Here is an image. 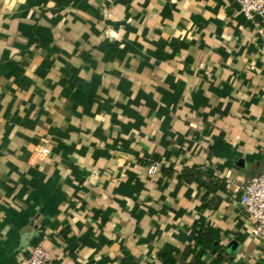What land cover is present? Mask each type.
Returning a JSON list of instances; mask_svg holds the SVG:
<instances>
[{
    "label": "crops",
    "instance_id": "0c3cea01",
    "mask_svg": "<svg viewBox=\"0 0 264 264\" xmlns=\"http://www.w3.org/2000/svg\"><path fill=\"white\" fill-rule=\"evenodd\" d=\"M263 172L264 14L0 0V264H264Z\"/></svg>",
    "mask_w": 264,
    "mask_h": 264
},
{
    "label": "built area",
    "instance_id": "2783aa9c",
    "mask_svg": "<svg viewBox=\"0 0 264 264\" xmlns=\"http://www.w3.org/2000/svg\"><path fill=\"white\" fill-rule=\"evenodd\" d=\"M241 12L248 19L264 14V0H237ZM155 171V165L148 167V173ZM240 202L251 221L250 235L264 242V172L244 182ZM20 264H49V254L40 245H34L29 255Z\"/></svg>",
    "mask_w": 264,
    "mask_h": 264
}]
</instances>
